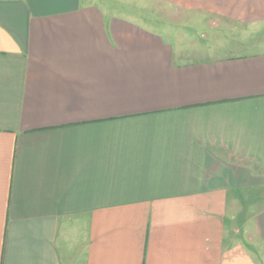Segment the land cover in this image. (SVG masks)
<instances>
[{
	"label": "crops",
	"instance_id": "1",
	"mask_svg": "<svg viewBox=\"0 0 264 264\" xmlns=\"http://www.w3.org/2000/svg\"><path fill=\"white\" fill-rule=\"evenodd\" d=\"M103 1L0 0V264H264V0Z\"/></svg>",
	"mask_w": 264,
	"mask_h": 264
},
{
	"label": "rangeland",
	"instance_id": "2",
	"mask_svg": "<svg viewBox=\"0 0 264 264\" xmlns=\"http://www.w3.org/2000/svg\"><path fill=\"white\" fill-rule=\"evenodd\" d=\"M126 1L127 0H121L123 3H118L115 0H109L105 2L103 1L102 3L112 4L114 6V12L120 13V10L115 8V6H126ZM133 1L140 6L147 8V10L141 12L132 11V13L136 12L138 15H140L141 19L145 21L147 26L159 31L167 40L172 41L173 43L177 41L180 43H186L187 41L191 44L195 43L193 46H196L198 49L204 52V54L190 55L214 56L217 54L229 53L233 48L231 47L232 45H226L225 47L213 46L216 45L217 38L222 39L230 32L227 30H232L231 23L228 24L227 22L220 20V18L217 19L216 17L209 15L203 16L201 13L188 12L183 9L153 2L152 0ZM225 41L226 40H224V42ZM227 41L229 42L228 39ZM232 41L233 40H231V42ZM208 48L215 49L212 50V52L207 53Z\"/></svg>",
	"mask_w": 264,
	"mask_h": 264
}]
</instances>
